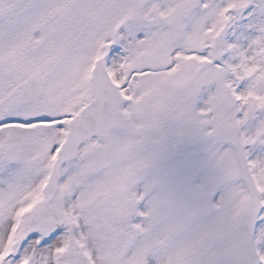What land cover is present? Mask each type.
<instances>
[{
	"label": "snow or ice",
	"instance_id": "6c2138e0",
	"mask_svg": "<svg viewBox=\"0 0 264 264\" xmlns=\"http://www.w3.org/2000/svg\"><path fill=\"white\" fill-rule=\"evenodd\" d=\"M0 264H264V0H0Z\"/></svg>",
	"mask_w": 264,
	"mask_h": 264
}]
</instances>
